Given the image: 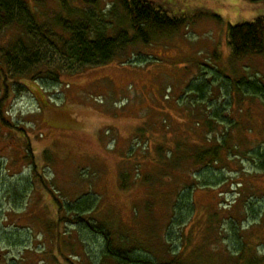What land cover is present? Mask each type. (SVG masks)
I'll list each match as a JSON object with an SVG mask.
<instances>
[{
	"label": "rangeland",
	"instance_id": "1",
	"mask_svg": "<svg viewBox=\"0 0 264 264\" xmlns=\"http://www.w3.org/2000/svg\"><path fill=\"white\" fill-rule=\"evenodd\" d=\"M114 1L97 11L110 14ZM254 1L166 0L183 24L120 49L101 67L69 72L39 43L44 72L61 66V80H23L28 89L14 85L3 105L25 132L0 120V264H118L104 258L103 236L63 212L86 198L114 247L156 264H264V159L247 156H264V101L244 90L237 98L230 85L264 86V56L236 61L228 47L229 25L264 17V0ZM27 2L39 23L64 34L58 0ZM120 17L108 21L109 36L122 30ZM20 36L6 29L0 42ZM213 118L219 125L210 129ZM221 122L239 124L229 142L241 149L207 171L194 152L222 138Z\"/></svg>",
	"mask_w": 264,
	"mask_h": 264
},
{
	"label": "trees",
	"instance_id": "2",
	"mask_svg": "<svg viewBox=\"0 0 264 264\" xmlns=\"http://www.w3.org/2000/svg\"><path fill=\"white\" fill-rule=\"evenodd\" d=\"M58 1L64 11L56 16V25L63 30L64 34H69L68 38H65L64 34L55 33L48 22L39 23L41 17L36 15L34 11L32 12L27 0H0V34L13 27L21 32V36L15 42H0V88L2 92L0 96V120L3 125H7L8 128L16 130L20 134H24L25 131L11 125L3 111L5 101L15 91L14 85H18V90L22 91L23 88L28 89L24 81L37 83L38 80H41L47 83H59L61 80V66L56 71L44 72L45 69L43 68L47 66L43 63L40 64V60H38L39 43L54 48L64 62L63 68L69 72H74L76 66L95 68L108 65L118 56L120 49L130 47L135 43L149 44L152 36L157 32L176 30L184 22V19L181 20L171 15L166 0H115L110 14L97 11L102 0H75L85 5L86 10L73 7L72 1L74 0ZM118 16L120 20L118 19L117 23L122 30L117 34V37H111L108 35V30L113 23L108 21ZM122 24L127 25L128 28H122ZM55 34L63 42L59 39L55 41L53 39ZM228 47L232 59L236 61L264 56V17L229 25ZM35 59L39 62L37 66H35ZM33 71L37 72L31 76ZM15 80L19 81L14 82ZM230 85L231 88H234L237 98L245 91L247 95L261 98L264 101V86L258 82L251 83L250 81L239 80ZM215 118L212 120L213 123L207 122L210 129L219 125ZM220 124L224 126L222 138L214 139L209 149L201 148L196 153L194 152L195 163L201 165L207 162V171L216 169L220 165L224 152L229 155L227 156L228 160L231 156L230 153L241 149L240 146H232L229 142L231 131L237 129L239 124L237 122H229L227 125L221 122ZM28 141L27 144H29ZM258 153L259 150L258 152L249 150L247 156L252 159L255 157V160L257 158L259 160L264 159V156L260 158ZM32 154L34 153L29 146L26 158L33 161ZM233 155L235 156V154ZM40 180L41 182L44 181L41 177ZM43 185L46 187L44 182ZM187 189L186 193H191L192 187ZM52 195L54 196L53 193ZM54 200L61 213L62 209L59 206L63 202L57 197ZM93 202L90 198L78 200L74 204L64 205L66 210L63 212L67 215L68 221L84 223L94 234L106 239L103 249L104 258L113 259L118 264H156L151 259L133 252L132 249L126 251L114 247L110 233L104 230V226H98L95 222V216L92 215L94 209L92 210V208L96 204ZM183 204L186 205L187 200H184ZM168 264H173V262Z\"/></svg>",
	"mask_w": 264,
	"mask_h": 264
}]
</instances>
